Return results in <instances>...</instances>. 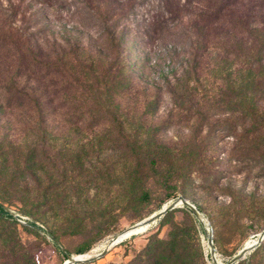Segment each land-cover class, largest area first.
<instances>
[{
  "label": "rangeland",
  "instance_id": "374dc122",
  "mask_svg": "<svg viewBox=\"0 0 264 264\" xmlns=\"http://www.w3.org/2000/svg\"><path fill=\"white\" fill-rule=\"evenodd\" d=\"M18 1L0 0V205L11 214L0 216V264H62L64 253L91 256L75 264H129L146 258L148 242L155 256L168 251L183 264H212L207 234L223 264L258 236L264 228L259 63L246 67L218 41L186 88L174 85L169 93L167 78L184 64L187 42L175 43L165 30L175 21L166 10L177 12L183 0H134L122 28L130 86L98 94L96 76L83 75L77 64L106 63L88 48L97 26L83 2ZM13 29L41 46L49 68L32 65ZM177 196L199 217L177 206L95 256ZM235 264H264V239Z\"/></svg>",
  "mask_w": 264,
  "mask_h": 264
},
{
  "label": "trees",
  "instance_id": "16d2710c",
  "mask_svg": "<svg viewBox=\"0 0 264 264\" xmlns=\"http://www.w3.org/2000/svg\"><path fill=\"white\" fill-rule=\"evenodd\" d=\"M22 1H18L19 6ZM81 1L84 4L85 12L95 21L97 26V30L88 37L90 40L88 48L93 51V55L106 63L96 68L93 67L91 61L87 64L80 61L77 64L82 69L83 75L94 74L96 76L97 85H101L98 87L100 90L98 94L107 96L119 94L125 87L130 86L127 77L123 74L125 73V63L124 57H122V46L126 31L122 28L123 21L129 16L127 11L130 12L134 6V0ZM144 1L139 0L140 3ZM175 2L178 1L175 0ZM178 4L175 3L177 12L166 10L171 17H175V21L170 19L165 30H171L175 43H184L182 41L184 40L187 44L182 52L185 54L184 64L177 76L173 75L170 80L167 78L166 87L169 93L173 94L174 85L176 87L182 85L186 88V81H188L190 74L196 71L199 60L218 41L224 44L225 54L234 53V55L241 56L248 68H251L254 63H259L264 70V0H183L181 4ZM34 13V7L27 11L28 15ZM115 18L118 19L115 20ZM9 28L11 29L10 26ZM10 34L11 37H15L19 46H26L22 49L28 52L31 62L33 60L32 65H38L41 69H43L42 67H50L49 63H44L47 60L45 59L46 56L41 53L43 52L41 46L31 44L29 36L22 38L23 34L17 29H13ZM230 39L232 41L229 42ZM18 51L20 54V57L17 55L19 61V58H23V54H21V50L18 49ZM118 89L121 91L118 92ZM196 103L199 101L197 100ZM113 119L116 121L115 117ZM0 216L11 217V214L0 205ZM28 223L34 229L43 231V234L48 235L55 244L54 239L47 232L34 222ZM150 245L148 242L142 251V253H146V258L129 264H183L176 261L168 251L155 256L156 252ZM86 249L78 250L77 253H83ZM66 254L64 253V255Z\"/></svg>",
  "mask_w": 264,
  "mask_h": 264
},
{
  "label": "water",
  "instance_id": "95a60500",
  "mask_svg": "<svg viewBox=\"0 0 264 264\" xmlns=\"http://www.w3.org/2000/svg\"><path fill=\"white\" fill-rule=\"evenodd\" d=\"M177 206L178 207H186L197 218L200 215L197 208L193 204L188 202L185 198H183L181 196H177L174 200H171L167 204L162 206L157 212L151 213L150 215L142 218L141 220L137 221L133 225L126 228L124 230V232H126L125 235L129 236V235H132L141 229H145L148 225H150L151 223L155 222L157 219L162 217L166 212L172 210L173 208H175ZM40 232L43 233V231H40ZM47 237L50 238L48 235H47ZM206 238H207V244L209 246V255H210L211 263L217 264V262L215 261V258H214V253H213L214 248L212 246L210 235L207 234ZM262 239H264V228L258 233V236L256 237L255 241L252 244H250L248 246L243 245L231 258H229L223 264H235V263H237L239 260L244 258L246 253H248L252 249H254L260 243V241ZM120 240H121L120 238L117 239V236L111 237L110 242L107 244V246L105 248H103L101 250V252H98L95 256L103 254L110 246H112L113 244H116ZM54 242H55V244L59 245L56 240H54ZM79 255H81V254H79ZM65 256H66L65 261L62 264L80 263V262H84V261L91 259V256L84 257V258H81L78 256H73V255H68V254H66ZM95 256H92V257H95Z\"/></svg>",
  "mask_w": 264,
  "mask_h": 264
},
{
  "label": "bare ground",
  "instance_id": "6f19581e",
  "mask_svg": "<svg viewBox=\"0 0 264 264\" xmlns=\"http://www.w3.org/2000/svg\"><path fill=\"white\" fill-rule=\"evenodd\" d=\"M141 230H142V229H141ZM139 231H140V230H139ZM142 231H143V230H142ZM137 232H138V231H137ZM135 233H136V232H135ZM125 234H126V232H122L121 234H118V235H117V239H118V238L122 239V238L126 237ZM255 239H256V237L253 238V239H250L249 241H247L246 246L252 244V243L254 242Z\"/></svg>",
  "mask_w": 264,
  "mask_h": 264
},
{
  "label": "built area",
  "instance_id": "2783aa9c",
  "mask_svg": "<svg viewBox=\"0 0 264 264\" xmlns=\"http://www.w3.org/2000/svg\"><path fill=\"white\" fill-rule=\"evenodd\" d=\"M23 223V221H21Z\"/></svg>",
  "mask_w": 264,
  "mask_h": 264
}]
</instances>
